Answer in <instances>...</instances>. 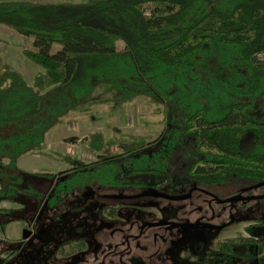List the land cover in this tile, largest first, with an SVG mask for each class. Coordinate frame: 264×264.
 I'll list each match as a JSON object with an SVG mask.
<instances>
[{
    "label": "trees",
    "instance_id": "16d2710c",
    "mask_svg": "<svg viewBox=\"0 0 264 264\" xmlns=\"http://www.w3.org/2000/svg\"><path fill=\"white\" fill-rule=\"evenodd\" d=\"M0 24L33 37L35 50L23 54L41 68L29 84L0 56L1 231L14 211L1 204L22 196L51 209L93 187L240 193L264 183V104L259 119L249 113L264 96V0L0 1ZM211 45L238 65L243 79L224 80L232 68L222 62L210 73L242 98L220 116L206 102L190 113L166 103L172 91L193 86L199 53ZM139 98L166 106L156 139L94 130L84 141L92 158L63 156L67 168L56 179L49 175L43 190L30 181L36 175L20 168L22 158L43 150L56 125L74 115L94 119L98 105L115 111ZM250 210L243 217L253 221L247 236L217 242L193 264H264V208ZM7 260L0 256V264Z\"/></svg>",
    "mask_w": 264,
    "mask_h": 264
},
{
    "label": "rangeland",
    "instance_id": "374dc122",
    "mask_svg": "<svg viewBox=\"0 0 264 264\" xmlns=\"http://www.w3.org/2000/svg\"><path fill=\"white\" fill-rule=\"evenodd\" d=\"M35 1L39 3H58L71 1L75 3L85 0H20ZM124 43L117 42V48L123 49ZM59 47L54 46L53 51ZM35 50L33 37L22 36L12 28L0 24V56L3 61L11 65L22 74L30 84L35 74L41 68L33 63L23 54V50ZM264 61V54L259 55ZM200 68L196 72V78L188 90H174L169 93L166 103H180L179 109L190 113L201 103H208L213 108V115H222L230 104L239 101L242 97L229 90L225 83L219 81L210 73V69H217L222 62L232 68V73L225 76L224 80L232 84L242 81V76L236 71L242 72L233 60L224 55L216 46H206L197 58ZM211 64V65H209ZM232 65V66H231ZM236 67V70L234 69ZM227 72V68H223ZM264 96L258 95L249 113L256 119L262 114ZM261 105V106H260ZM166 106L162 103H154L139 98L118 110L110 111L106 106H96L95 118L90 119L85 115H74L63 125H56L47 135L43 150L39 153H32L19 161L22 170L33 176L30 181L43 190L50 185L49 175L57 176L67 168L63 156L70 155L80 160H87L91 152L85 146V139L88 133L94 130L102 131L106 136H116L118 129L121 135L134 134L143 136L148 140L156 139L166 124ZM55 154H60L59 157ZM38 175V176H37ZM215 190L222 194L223 198L231 197L236 189L231 187H215ZM85 190H82L83 192ZM85 193V192H84ZM73 194L67 197L61 207L51 210L36 200L22 196L12 203L3 202L2 207H11L12 218L6 217V227L0 230V256L10 258L5 264H78L87 257L95 256L100 249H107L109 243H117L121 240L117 233L109 234L114 227H120L124 221L121 219V210L118 208L115 217H111L107 210L113 201L95 198L85 194ZM135 194V193H133ZM251 195L264 194V187H256ZM146 205L159 207V210L166 209L168 204L163 201L156 202L155 199L145 198ZM264 201V200H263ZM248 204H253L248 201ZM183 205V203H181ZM206 202L200 199L192 200V204L186 201L184 207L179 209L178 214L175 208H169L167 218L175 223H192L194 214L189 215V210L194 206ZM263 205L264 202L258 203ZM180 205V204H177ZM240 206L241 203L238 202ZM165 206V207H164ZM253 205H245V209H251ZM236 204L233 205V213L237 216ZM151 210L155 218L160 217V212L155 208ZM227 211V208H226ZM225 211V212H226ZM147 215L148 211L139 212ZM162 214V213H161ZM248 215L238 214L239 220L233 221L221 229L205 227H185L179 232H173L175 242H167L163 255L166 264H192L193 260L202 256L216 243L228 238H235L238 235L247 236L244 228L253 224L252 219H246ZM121 217V218H120ZM8 218V219H7ZM224 220L228 219L224 216ZM107 235V236H106ZM169 235V233H168ZM108 241V242H107ZM18 242L17 247H10V244ZM136 247L144 246L143 242H134ZM160 243H153L152 249H156ZM12 248L11 255L9 250ZM110 250V249H109ZM109 250H103L107 252ZM134 253L139 254L135 249ZM125 261L128 264H144L143 260L128 256Z\"/></svg>",
    "mask_w": 264,
    "mask_h": 264
},
{
    "label": "flooded vegetation",
    "instance_id": "af4514ba",
    "mask_svg": "<svg viewBox=\"0 0 264 264\" xmlns=\"http://www.w3.org/2000/svg\"><path fill=\"white\" fill-rule=\"evenodd\" d=\"M91 158L92 152L90 159ZM90 159H87V161ZM57 176L54 179H56ZM255 188L256 187L250 189H242L240 193L236 192L237 190L234 191L233 194H231V197L238 196V198L232 202H222L226 198L220 199L222 197V194L214 188L204 189L200 187H190L187 192L177 194L171 193V191H169L168 189V186L164 184H162V186L157 185L155 188L141 187L128 189H100L93 187L90 189H85V191L83 192H81L82 190H79V193L76 194L81 195L85 192V195L104 199L105 201L115 202L116 204H112V206L108 207L109 209L107 210V212L111 217H115L116 210L119 208L121 210L122 217L120 218L124 221V223L120 227H114L109 233L110 235H114L115 233L120 235L121 240L119 242L112 244L107 241L109 244V247L107 249L100 248L96 252L95 256L87 257L78 264H128L125 261L128 256L143 260L144 264H166V261H163L164 258L159 257L160 255H163L164 248H166V243L176 241L172 235L174 231L179 232L183 228L187 227L186 223H175L169 221L166 215L170 211L167 209L175 208L176 212L180 214L179 209L184 207L186 201H189V203L192 204V200L194 201L200 199L202 202H206V207L202 204L198 206L193 205V208H191L188 213L189 215L195 213V216L194 218H192V223L189 224L198 223L195 227L221 229L229 224H232L233 221H238L239 213L250 215L251 210L243 208L242 205H253L252 208L259 206H261V208H264L262 204L258 205V203L264 202V197L248 200L249 196L264 195H251V191ZM153 192L161 193L164 196H154L153 194H151ZM145 198L155 199L156 202L163 201L168 204V206L166 209L163 208L162 210H159L158 208L161 206H158L156 208L146 205ZM248 201H252L253 204H248ZM238 202L241 203L240 206L238 205ZM181 203H183V205ZM234 204H236L237 206V216L233 213L232 207ZM59 207H61V205L55 208H51V210H57V208ZM150 207L155 208L158 212H160V217L155 218L154 213L148 209ZM143 211H148L149 213L147 215H142L139 213ZM224 216H226V218L228 219L227 221L224 220ZM140 240L143 242L144 246L138 248L135 246L134 242ZM158 241L160 243V246H158L156 251H153L152 245L155 242L158 243ZM17 245L18 242L15 243V245L10 244V247H17ZM12 248L8 251L10 255ZM135 249L139 250V254L136 255L134 253ZM103 250L109 251L104 252ZM199 257L201 256H198L196 258ZM9 258L10 256L8 257V259Z\"/></svg>",
    "mask_w": 264,
    "mask_h": 264
},
{
    "label": "water",
    "instance_id": "95a60500",
    "mask_svg": "<svg viewBox=\"0 0 264 264\" xmlns=\"http://www.w3.org/2000/svg\"><path fill=\"white\" fill-rule=\"evenodd\" d=\"M262 185H264V183L259 184V186H262ZM253 187H257V185L252 186V187H248V188H246V189H250V188H253ZM151 194H153L154 196H164V195L161 194V193H155V192H153V193H151ZM261 197H264V195H261V196H249V197H248V200L258 199V198H261ZM175 198H178V197H175ZM179 198H182V197H179ZM237 198H238V196H233V197H230V198H228V199L223 200L222 202H232V201H234V200L237 199ZM197 224H198V223H195V224H187V226L195 227Z\"/></svg>",
    "mask_w": 264,
    "mask_h": 264
},
{
    "label": "crops",
    "instance_id": "0c3cea01",
    "mask_svg": "<svg viewBox=\"0 0 264 264\" xmlns=\"http://www.w3.org/2000/svg\"><path fill=\"white\" fill-rule=\"evenodd\" d=\"M0 1H20V0H0ZM30 2H35V1H30Z\"/></svg>",
    "mask_w": 264,
    "mask_h": 264
}]
</instances>
